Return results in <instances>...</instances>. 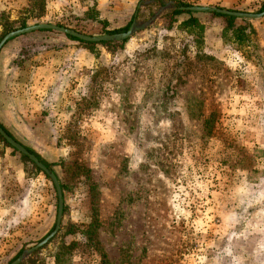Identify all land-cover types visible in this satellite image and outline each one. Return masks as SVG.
<instances>
[{
    "label": "rangeland",
    "instance_id": "1",
    "mask_svg": "<svg viewBox=\"0 0 264 264\" xmlns=\"http://www.w3.org/2000/svg\"><path fill=\"white\" fill-rule=\"evenodd\" d=\"M178 2L264 11L263 0H0V40L5 21L9 32L50 24L86 36L135 24L113 45L42 30L0 50L13 96L8 85L0 124L63 185L58 231L27 254L54 230L57 194L0 140V264H264V16L226 29L192 12L194 28L172 19ZM47 56L70 74L57 91L43 84L56 72L38 69ZM252 154L256 173L240 165ZM90 224L98 252L80 234Z\"/></svg>",
    "mask_w": 264,
    "mask_h": 264
},
{
    "label": "water",
    "instance_id": "2",
    "mask_svg": "<svg viewBox=\"0 0 264 264\" xmlns=\"http://www.w3.org/2000/svg\"><path fill=\"white\" fill-rule=\"evenodd\" d=\"M180 9L185 10V11H191V12L216 13V14L227 15V16H232L236 18H244V19H258L264 16V11L260 14H247V13L231 12V11H227V10H223L219 8L188 7V8H180ZM42 30L55 31V32L76 38L83 42L98 43V42H106V41L112 42V41L127 40L133 34L135 30V24L133 22L130 25V27L127 29V31L124 33L111 34V35H100V36H86L74 30L59 27L56 25L39 24V25H34V26L14 30L12 32L7 33L0 40V50L8 41L18 36L31 33V32H35V31H42ZM0 136L4 139V141L8 145L14 148L17 152L26 156L30 162H32L39 170H41L50 179L52 185L54 186L56 194H57L58 206H57V216H56V224H55L54 230L49 235H47L43 240L37 243L36 246L32 247L30 250L26 252L27 254H30L34 250L47 244L58 231V228L61 222L62 212H63V198H62L61 187H60L58 178L56 177L54 172L49 170L43 163H41L36 158V156L29 153L24 146H22L21 144L16 142L12 137H10L1 127H0ZM21 261H22V256L18 257L11 264H20Z\"/></svg>",
    "mask_w": 264,
    "mask_h": 264
},
{
    "label": "trees",
    "instance_id": "3",
    "mask_svg": "<svg viewBox=\"0 0 264 264\" xmlns=\"http://www.w3.org/2000/svg\"><path fill=\"white\" fill-rule=\"evenodd\" d=\"M185 7H189L187 4H184V3H181V2H178V4H176V9H174V10H172L171 12H170V15L172 16V19L173 18H176V17H178V16H181V15H187L188 16V18L183 22V25L185 26V25H188V26H190V27H196L197 26V19L196 18H194L192 15H193V13L192 12H190V11H183V10H181L180 8H185ZM261 10H264V0H263V3H262V6H261ZM211 16H214V17H221V18H223L225 21H226V23H227V27H226V29H231V28H233V26H234V24H235V22L237 21V20H240L239 18H236V17H232V16H227V15H221V14H216V13H212V14H210ZM0 21H2V20H0ZM132 23V19L128 22V24L124 27V28H122V29H120V30H116V31H109V32H105V33H107V34H115V33H121V32H125L127 29H128V27L130 26V24ZM2 27H3V34L1 35V36H3V35H5L6 33H8L9 31H11L12 30V26L8 23V22H6L5 21V23L4 24H2ZM240 28H237V29H234V31H233V33L234 34H236V38H238L239 39V34L241 33L240 32ZM44 32H53V31H51V30H44ZM66 37H68L69 39H71V40H73V41H76V42H79V43H81V44H84V45H96L97 43H87V42H83V41H80V40H78V39H76V38H73V37H70V36H66ZM9 42V41H8ZM7 42V43H8ZM125 42V41H124ZM124 42H121V43H119V44H123ZM98 44H101V45H113L114 43H110V42H100V43H98ZM214 123H215V117L214 116H208V118L206 119V121L203 123V125H205V126H207L206 127V130H207V133L209 134L210 132H211V130L213 129V127H214ZM0 127L10 136V137H12L13 138V136L0 124ZM14 139V138H13ZM0 140L1 141H4L1 137H0ZM26 148V147H25ZM26 150L29 152V153H31V154H33L34 156H36V158L41 162V163H43L49 170H51L52 171V166L51 165H49V164H46V163H44L40 158H39V156L37 155V154H35L33 151H31L30 149H28V148H26ZM24 159H26L27 161H28V159H27V157L26 156H24V155H21ZM253 156V154L250 156V155H246V158H243V160H242V162H241V164L240 165H242V166H248V164H249V171H247V172H249V173H251V172H253V173H256V170H252V169H254L255 168V166L257 165L256 164V159H255V157H252ZM35 167V166H34ZM39 172H41L37 167H35ZM42 173V172H41ZM43 174V173H42ZM44 176H45V174H43ZM56 175V174H55ZM57 176V175H56ZM46 177V176H45ZM46 179H48L47 177H46ZM61 186V190H62V192H63V185H60ZM95 231H96V226H94L93 224L91 225H89L85 230H83V231H81L80 232V234L82 235V237L84 238V240H85V246H86V248H88V250H90V251H92V252H98L97 251V245H96V243H95V240H96V235H95ZM76 246H78V244L76 245V244H74V243H71V244H69L68 246H62V248L61 249H65V250H67V251H71L73 248H75ZM21 253V252H20ZM103 261H104V258L102 259ZM102 263H104V264H107V262H102ZM23 264V263H22ZM26 264H36V262L35 261H29L28 263H26Z\"/></svg>",
    "mask_w": 264,
    "mask_h": 264
},
{
    "label": "crops",
    "instance_id": "4",
    "mask_svg": "<svg viewBox=\"0 0 264 264\" xmlns=\"http://www.w3.org/2000/svg\"><path fill=\"white\" fill-rule=\"evenodd\" d=\"M68 45V43H66ZM65 45V44H63ZM77 55V54H76ZM77 56L72 57V53H70V56L69 57H65L63 56V59L60 58V61L63 62V65H65V67H67L66 65L70 63V65L74 64L75 63V60L77 59L76 58ZM58 60V59H57ZM56 60V58H50L47 56V58L45 59V61L43 59L39 60V65H38V69H42L44 68L45 72L46 73H49L51 72L52 70V73H55L54 75L52 74H49L47 76H43V84L45 85V87L47 88H51L53 86V90L54 91H57V89L60 87V88H63V82H65L64 79H66V75L68 77H70V74H66V72H62L61 69L59 68V63ZM64 60V61H63ZM74 61V63H73ZM48 62H51V63H48ZM56 65H57V68H56ZM68 72V71H67ZM2 77H4V74L0 75ZM9 85V86H8ZM11 85L10 83H6L4 82V80H2V83L0 84V98L3 96L4 97V93H3V90L5 87L6 88V93H5V97H7V99H11L13 98V96L11 95ZM46 100V96L44 98ZM1 100V99H0Z\"/></svg>",
    "mask_w": 264,
    "mask_h": 264
}]
</instances>
